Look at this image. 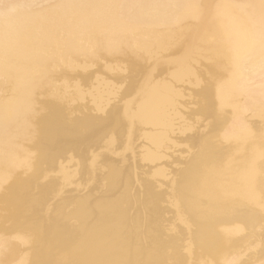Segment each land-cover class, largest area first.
<instances>
[{
	"label": "bare ground",
	"instance_id": "6f19581e",
	"mask_svg": "<svg viewBox=\"0 0 264 264\" xmlns=\"http://www.w3.org/2000/svg\"><path fill=\"white\" fill-rule=\"evenodd\" d=\"M0 264H264V0H0Z\"/></svg>",
	"mask_w": 264,
	"mask_h": 264
}]
</instances>
